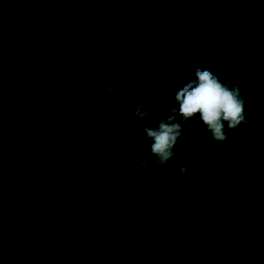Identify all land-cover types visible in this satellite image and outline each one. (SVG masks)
<instances>
[{
    "label": "trees",
    "instance_id": "obj_1",
    "mask_svg": "<svg viewBox=\"0 0 264 264\" xmlns=\"http://www.w3.org/2000/svg\"><path fill=\"white\" fill-rule=\"evenodd\" d=\"M197 68L245 128L155 167ZM0 74V264H264V0H0Z\"/></svg>",
    "mask_w": 264,
    "mask_h": 264
},
{
    "label": "clouds",
    "instance_id": "obj_2",
    "mask_svg": "<svg viewBox=\"0 0 264 264\" xmlns=\"http://www.w3.org/2000/svg\"><path fill=\"white\" fill-rule=\"evenodd\" d=\"M195 76V81L176 93L175 106L170 108L169 114L160 119L155 128L144 129L149 138L144 147L154 157L155 167H167L168 163L178 165L173 150L182 134L183 122L192 120L197 114L203 122L204 135H212L217 142H224L232 132L237 133L245 128L244 125L240 126L247 121L239 89L226 87L209 70L197 68ZM6 79L7 74H0V86ZM141 107L134 112L137 119L148 115ZM225 123L227 129L224 128ZM147 163L146 160L141 161L137 168L142 169ZM178 171L184 174L188 170L181 167Z\"/></svg>",
    "mask_w": 264,
    "mask_h": 264
}]
</instances>
